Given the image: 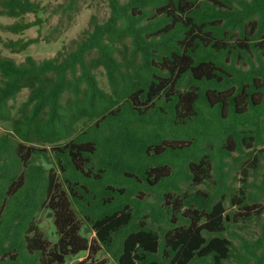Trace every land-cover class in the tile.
Masks as SVG:
<instances>
[{
    "label": "trees",
    "instance_id": "16d2710c",
    "mask_svg": "<svg viewBox=\"0 0 264 264\" xmlns=\"http://www.w3.org/2000/svg\"><path fill=\"white\" fill-rule=\"evenodd\" d=\"M107 2L108 16H92L66 51L20 63L0 54V122L9 125L0 133V264H67L84 252L77 264H105L94 259L101 250L116 264H264L262 239L241 252L224 235L235 220L222 196L232 153L264 144V0ZM40 9L0 0L8 17ZM211 172L213 194L172 196ZM241 187L232 203L250 209ZM43 209L53 242L36 224ZM149 217L165 225L155 230Z\"/></svg>",
    "mask_w": 264,
    "mask_h": 264
},
{
    "label": "rangeland",
    "instance_id": "374dc122",
    "mask_svg": "<svg viewBox=\"0 0 264 264\" xmlns=\"http://www.w3.org/2000/svg\"><path fill=\"white\" fill-rule=\"evenodd\" d=\"M37 2L41 9L37 13H27L20 18L8 17L0 13V54L2 56L12 57L16 62H22L25 57L31 56L36 60L52 57L61 50H68L72 46V41L80 38L85 30L90 29V18L92 16L101 22L109 14L107 0H32ZM124 1V0H121ZM37 20V24L21 32H11L6 26L16 21L26 22ZM29 38H36V42L30 44L25 49L19 52H12L6 42L9 40L24 41ZM96 71L100 86L106 87V80L101 68ZM28 90L22 89L13 100L9 103L12 106V113H15L16 107L23 101ZM8 123L0 122V133L8 128ZM263 145L255 146L253 155H242L237 158V153L233 152L232 156L227 160L228 166L225 168L227 174L224 180L225 189L222 190L223 204L225 206V216L234 214V222H231L230 217H227L229 224L228 230L224 233L234 246L241 252L246 250L242 245L247 244L250 249L256 248V240L262 239L264 245V183L262 180V165L264 163V153L258 156L259 167H251L253 156L257 155V151L263 149ZM248 150L246 149L245 152ZM251 156V157H250ZM250 157V158H249ZM248 160L243 163L244 160ZM243 163V164H242ZM244 172H248L246 176ZM246 177V178H245ZM246 180V182H244ZM216 178L213 173L203 183L196 184L194 182H182L178 185V189L174 190L172 196L180 193H192L195 191H207L213 194ZM244 183V202L252 206L250 209L240 207V203H232V194L238 197L239 190ZM214 187V188H213ZM155 194L151 193L149 199L155 201ZM219 199V194L215 201ZM164 205V203H162ZM51 211L45 209L38 212L36 216V224L42 235L55 240L53 233V223ZM148 224L155 230L159 224L164 222L153 221V218H148ZM89 239L94 237V233L89 230L84 231ZM257 249V248H256ZM261 249H264L262 247ZM261 249H258L259 251ZM111 253H106L103 250L99 251L95 256V260L105 259V264H116ZM86 253H81L78 256H72L68 259L67 264H77L83 260ZM252 261H250L251 263ZM224 264H245L236 259H230Z\"/></svg>",
    "mask_w": 264,
    "mask_h": 264
}]
</instances>
